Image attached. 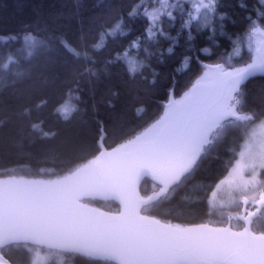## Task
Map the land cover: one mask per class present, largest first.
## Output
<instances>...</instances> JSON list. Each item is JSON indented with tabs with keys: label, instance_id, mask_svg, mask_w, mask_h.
Instances as JSON below:
<instances>
[{
	"label": "trees",
	"instance_id": "obj_1",
	"mask_svg": "<svg viewBox=\"0 0 264 264\" xmlns=\"http://www.w3.org/2000/svg\"><path fill=\"white\" fill-rule=\"evenodd\" d=\"M134 3L136 0H0V177L61 176L99 154L101 130L107 149L134 137L164 112L172 94L181 96L191 87L205 65L230 62L241 66L249 61L251 53L244 45L252 21L264 27V0H219L211 27L197 28L194 21L191 29H182L181 17L174 11V23L162 18L158 24L166 36L154 28L156 37L147 39V19L143 15L127 18ZM148 7L151 10L159 4L149 3ZM184 7L187 11L188 6ZM119 16L125 17L128 34L107 38L106 46L94 52L92 45L99 42V33ZM28 33L45 40L47 46L24 59L27 53L19 50L23 35ZM13 36L20 39H9ZM137 37H141L139 54L132 49L129 56L143 61L144 67L134 76L125 62L107 63ZM238 38L239 57L232 56L233 41ZM61 41L89 52L95 62L76 58ZM9 54L20 63L4 69ZM86 68L91 72L86 73ZM17 72L23 75L17 76ZM241 87L246 100L243 110L256 113L259 120L264 115V75L250 78ZM70 91L71 105L77 111L65 121L54 114V108L69 99ZM41 100L47 104L37 111L34 105ZM26 108L30 112L20 116ZM40 120L44 121L43 131L56 135L42 137L41 132L33 131L30 124ZM240 140V130L224 133L202 154L193 172L173 186L174 191L169 189L166 198L142 213L189 226L221 218L209 197L237 159ZM155 183L144 177L141 194L147 195ZM94 201L105 202L111 212L120 207L114 199ZM254 223L257 232L264 231L263 216ZM9 254L15 264H26L25 252L21 257L13 251ZM76 256L73 264H100V260Z\"/></svg>",
	"mask_w": 264,
	"mask_h": 264
},
{
	"label": "snow or ice",
	"instance_id": "obj_2",
	"mask_svg": "<svg viewBox=\"0 0 264 264\" xmlns=\"http://www.w3.org/2000/svg\"><path fill=\"white\" fill-rule=\"evenodd\" d=\"M218 2L136 0L126 15L129 19L143 15L148 21L147 39H153L157 31L166 36L158 24L163 22L162 18L174 23L177 19L174 11L181 17L182 29H191L194 21L197 28L211 27ZM149 3H158L159 7L149 10ZM252 23L255 25L256 22ZM126 28L125 17H117L111 27L99 33V42L92 45L93 51L104 48L109 37L127 35ZM166 38L175 40L174 37ZM22 40L23 47L19 52L27 53L24 59L47 46L45 40L31 33L23 35ZM140 40L141 37H137L107 63L125 62L127 71L134 76L144 63L130 57L129 51L135 49L138 55ZM61 43L76 58L95 62L89 52L77 51L66 41ZM233 44L234 55L239 57L241 38ZM247 48L252 55L243 66L236 67L231 63L227 66L224 63L205 65L203 75L183 96L171 99L162 116L111 151L103 149L101 130V139L97 142L99 155L76 168L71 175L50 180L16 175L0 179V264H12L9 254L12 246L23 245L31 252L32 248L28 246L31 243L117 264H264V231L254 230L252 219L261 212L258 205L264 206V180L257 179L264 174V138L257 140L255 130H248L257 114L243 110L246 100L241 87L257 73L264 74V29L253 27L247 36ZM143 51L147 53V49ZM19 63L13 54H9L3 68ZM85 72H91V69L86 68ZM45 104L47 101L41 100L34 108L38 111ZM75 111L76 107L71 105V91L69 99L54 108V114H59L65 121L70 120ZM29 112L26 108L19 115ZM43 123V120L33 122L30 127L41 132L42 137L55 136L54 132L43 131ZM257 127L264 129V115ZM232 129L245 132L248 137L239 154L240 159L229 173L231 179L227 181L229 195L231 191H237L242 197V214L236 217L244 222L241 230H233L231 215L227 227H211L207 223L185 227L142 214L144 209L166 198L169 189L174 191L173 186H179L193 172L209 146ZM246 172L249 174L247 179ZM142 177L156 181L150 195L142 196L137 190ZM224 183V180L220 181L217 189ZM94 195L118 201L119 209L115 213L101 211L80 202L83 196ZM215 195L214 191L212 196ZM250 204L254 211L249 210ZM29 264H41L38 252Z\"/></svg>",
	"mask_w": 264,
	"mask_h": 264
},
{
	"label": "rangeland",
	"instance_id": "obj_3",
	"mask_svg": "<svg viewBox=\"0 0 264 264\" xmlns=\"http://www.w3.org/2000/svg\"><path fill=\"white\" fill-rule=\"evenodd\" d=\"M253 27H259V28H261V29H264V27H262V26H257V25H254ZM253 29V28H252ZM252 31V30H251ZM249 34H251V32H249L247 35H246V39H245V45H244V47H245V49H247L248 50V48H247V36L249 35ZM241 50H242V48H241ZM249 51V50H248ZM252 55V54H251ZM232 56H235L234 55V53H233V55ZM230 61H232V57H231V60ZM228 63H230V62H228ZM227 63V64H228ZM226 64V63H225ZM227 64H226V66H227ZM208 65H213V64H208ZM232 65H234V64H232ZM234 66H236V67H240V66H237V65H234ZM241 66H243V65H241ZM204 71H205V69L203 70V72L200 74V76H202L203 75V73H204ZM199 76V77H200ZM198 77V78H199ZM197 78V79H198ZM173 96V98L172 99H179L181 96H183V95H181V96H178V97H174V95L172 94L171 95V97ZM171 97H170V100H171ZM169 100V101H170ZM169 103V102H168ZM167 103V104H168ZM167 107V106H166ZM163 115V113L160 115V116H162ZM159 116V117H160ZM158 117V118H159ZM157 118V119H158ZM156 119V120H157ZM155 121H153L152 123H154ZM151 123V124H152ZM151 124H149L148 126H150ZM259 124V120H256L254 123H251V124H249V127H248V130H255V132H256V138H257V140H259V139H261V138H264V129H260L259 127H257V125ZM147 126V127H148ZM146 127V128H147ZM145 129V128H144ZM143 129V130H144ZM143 130H141V131H143ZM140 131V132H141ZM247 131V130H246ZM139 132V133H140ZM139 133H137V134H139ZM136 134V135H137ZM133 138V137H132ZM247 135L245 134V132H242L241 131V140H240V145H239V151H238V157H237V159L235 160V162H234V164L232 165V167H231V169H230V171H229V173L232 171V168L233 167H235V165H236V161L237 160H239L240 159V152L241 151H243L244 150V144H245V142H246V140H247ZM118 146V145H117ZM116 147V146H115ZM107 151H111V149H107ZM97 155H99V154H97ZM96 155V156H97ZM96 156H94L93 158H91V159H94ZM91 159H89V160H91ZM89 160H87V161H85V162H83V163H81V164H79L78 166H76L73 170H71L70 172H68V173H66V174H64V175H61V176H56V177H50V178H41V177H30V176H23V175H16V176H23V177H25L26 179H35V180H50V179H57V178H60V177H63V176H67V175H71V173L73 172V171H75L76 170V168H78V167H81V166H83L84 164H86V163H88V161ZM229 173L224 177V178H222L220 181H222V180H224L225 181V183L223 184V185H220V188L219 189H217V185L218 184H220V181L217 183V185H216V187L214 188V190L212 191V193L215 191V193H216V195L213 197L212 196V193H211V195H210V198H209V202L210 201H212V204H211V206H213V204L215 205V206H213V207H219L220 209V212H219V215H221L222 217L221 218H218V219H216L215 221H212V220H210V223H220V224H226L227 222H228V217H229V214H231V216H232V222H233V227L234 228H236V227H240V224H239V226H238V221H236V214H238V213H236V210H238L239 209V211H240V209H241V204H242V197H241V195H240V193L239 192H237V191H231V195H229V190H228V180L229 179H231V177H229ZM234 175V174H233ZM245 178L247 179L248 178V176H249V174L246 172L245 174ZM9 176H6V177H0V179H6V178H8ZM257 179H261V180H264V174H262V175H260V176H258L257 177ZM152 191H153V187L151 188V191L147 194V195H150L151 193H152ZM146 196V195H145ZM90 198H102L101 196H99V195H94V196H83L82 198H81V203H83V204H87L89 207H91V208H98V209H100L101 211H104V210H106V211H110L109 209H108V204H102V203H98V202H93V201H91L90 200ZM222 202V203H221ZM248 208H249V210L250 211H252V207H251V204L248 206ZM230 209V210H229ZM254 211V210H253ZM263 218H264V216H263ZM174 224H180V223H174ZM180 225H182V226H185V227H187V225H185V224H180ZM254 227H255V229H256V224L254 225ZM41 246H43V247H46V245H42V244H34V246H32V249H33V251H34V256H36V253L38 252L39 253V255H40V258H41V264H43L45 261H47L48 259H49V257L51 256V254H50V252L49 251H47V250H43V248H41ZM5 251H8V249H5ZM66 252V251H65ZM64 252V253H65ZM63 253V254H64ZM103 264H108V263H103Z\"/></svg>",
	"mask_w": 264,
	"mask_h": 264
},
{
	"label": "flooded vegetation",
	"instance_id": "obj_4",
	"mask_svg": "<svg viewBox=\"0 0 264 264\" xmlns=\"http://www.w3.org/2000/svg\"><path fill=\"white\" fill-rule=\"evenodd\" d=\"M253 210H255V209L253 208L252 211ZM240 214H241V209H240ZM258 215L259 216H262V215L264 216V207L263 206L261 208L260 214H258ZM34 244L35 243H31L28 246L32 248V246H34ZM17 248H18V250H17ZM41 248H43V250L49 251L50 254H51L49 259L47 261H45L43 264H51V263H54V264H73L74 263V259L77 257L76 255L80 254V253H74V252H70V251H66L65 252L64 250L55 249V248H48L47 246L46 247H41ZM11 251L16 252V255H19L20 257L22 255V253L25 252V255H26L25 257L27 258V260H25L26 264H29L30 260L35 257L33 249H32L31 252H29V251L26 250V248L23 245L12 246ZM87 258L90 261L91 260H100V264L108 262L107 260H103V259H100V258H93V257H87Z\"/></svg>",
	"mask_w": 264,
	"mask_h": 264
},
{
	"label": "water",
	"instance_id": "obj_5",
	"mask_svg": "<svg viewBox=\"0 0 264 264\" xmlns=\"http://www.w3.org/2000/svg\"><path fill=\"white\" fill-rule=\"evenodd\" d=\"M259 75H264V74H260V73H257L256 74V76H259ZM255 77V76H254ZM252 78V77H251ZM250 79V78H249ZM173 98V96L171 97V99ZM103 149L104 150H107V148H105V146L103 145ZM144 177H142L141 178V180L139 181V183H138V185H137V190L140 192V184H141V181H142V179H143ZM150 179H152L151 177H149ZM153 180V179H152ZM156 182V181H155ZM140 194H141V192H140ZM118 202V201H117ZM259 207H261L262 208V206H259ZM260 213V212H259ZM259 213H257V215L255 216V217H257L258 216V214ZM255 217H253V218H255ZM252 218V219H253ZM162 222V221H161ZM164 223V222H163ZM211 226V225H210ZM211 227H215V226H211ZM235 231V230H234ZM13 264V263H12Z\"/></svg>",
	"mask_w": 264,
	"mask_h": 264
}]
</instances>
